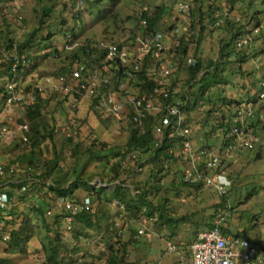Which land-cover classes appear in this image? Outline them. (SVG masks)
I'll return each instance as SVG.
<instances>
[{
  "label": "rangeland",
  "instance_id": "1",
  "mask_svg": "<svg viewBox=\"0 0 264 264\" xmlns=\"http://www.w3.org/2000/svg\"><path fill=\"white\" fill-rule=\"evenodd\" d=\"M164 1L174 7V0H52L51 2L49 0H0V36L6 33L16 41L27 38L30 31L40 25L39 20L44 9L49 11L52 7L53 12L50 17L45 18L44 28L41 31L43 36L52 32V37L41 43L40 51H37L34 57L36 58L34 62L36 61L35 63L38 65L22 76L21 85L23 87L29 86L30 82L34 85L47 76L52 77L53 83L58 85L56 81L57 72L63 66L74 65V63L70 64V60L67 58L72 50L81 45H88V43L108 44L111 42L110 40L117 42L133 40L131 39L132 36L134 37L140 30V20L138 19L140 11L147 8L148 5L162 4ZM209 2L218 5L221 14L225 15V13L230 14L232 12L231 18H242L258 11L264 13V0H236L234 3H231V0H209ZM3 8L6 10L3 11ZM167 10L169 11L170 8ZM173 22L181 28L182 33L183 28L189 27L192 22L191 14L179 15L177 11L173 14L171 12L170 16L167 14L164 17L159 29L167 32L168 25ZM245 23L247 22L245 21ZM66 29L69 30L66 31ZM199 29L200 26L197 25L196 30L194 29L190 33V42L193 48L189 53L195 54L197 50L195 41ZM172 35L174 36V34ZM228 35L225 26L222 29L205 30L198 54H201L205 61L214 59L219 54L218 47L221 40L226 41ZM255 37H253L250 45L241 46L240 49L236 48L241 55L248 57V61L242 66L243 72L240 73L237 68L240 67V62L239 59L235 58V61L224 67L223 72L224 76L227 77V83H221L211 92L205 94V99L194 94V91L198 94V85H193V82L188 84L189 75L186 71V58L176 52L172 40H169L167 50L161 55V64L166 66L170 74H159L158 83L161 90H168L170 86H173L174 92L188 95L187 101L182 102L189 107L186 117L194 146L201 148L208 144L213 147L214 151L218 152V146L222 144L223 137L221 129L217 127L220 126L224 118H235L239 109L248 106V101L252 103L253 96L259 94L256 83L258 84L259 78L264 76V38L255 40ZM55 48L59 51L56 52ZM36 50L33 49V51ZM103 68L96 66L95 70L100 73L104 70ZM107 72L106 75L113 79L112 74L108 70ZM74 83V80L69 79V84L74 85ZM117 83L121 84L120 87L127 90L130 95L137 94V87L135 88L134 82L130 85V81L123 79L122 82L118 80ZM59 88L49 85L40 94L44 114L43 126L45 129L53 128L54 130V138L51 141L47 139L41 144L42 162L53 156L52 147L56 146L59 149L66 136H72L76 141L81 140L83 146L96 139L108 142L110 146H125L131 131L130 117L117 119L108 116L95 105L92 106V102L88 98L84 97L79 98V101H73L71 95ZM60 92L68 95L65 98L56 96ZM225 97L240 98L241 101L239 104L235 101L228 104ZM190 99L194 103L197 102V105L196 103L195 105L190 104ZM252 106L255 116L251 119L247 118L249 115L244 112H239V114L242 122L247 120L246 132H244L254 143L253 147L242 145L234 149L231 156L223 159L224 168L222 169L226 174L232 175L230 178L231 187L228 190L229 199L227 203L229 207L224 209V216L227 226L230 225L233 234L242 232L245 234L242 236L256 238L258 244L264 246V100H260L258 97L257 102H253ZM248 108L251 109V107ZM25 116L26 109L22 106L9 105L4 102L0 110V130L4 124H10L11 126H4L16 128L19 123L28 122ZM16 141L21 143L22 147L19 150L11 145L12 140L1 138L0 163L7 164L20 151L30 149L29 143H22L18 139ZM233 142L238 144L240 140L233 139ZM72 147L69 144L64 146L61 167L65 170L73 167L76 162V158L71 155ZM129 152L132 151L127 153ZM259 153L262 154L261 158L258 157ZM184 158L186 157L181 160L175 159L173 161L172 159L165 162L167 163V175L164 177V181L169 183L177 180L176 175L177 173L181 174ZM108 159L109 161L106 162L110 163L118 160L113 154H110ZM123 161H125L126 166L138 168V173L131 175L133 181L144 180L152 166L147 163L148 157L143 155H138L137 160L128 157ZM25 166L26 164H23V168L17 169L16 176L27 174L29 168L26 170L24 169ZM108 167L109 165L104 166L92 162L83 170V173L85 176L91 173L97 174L92 182L97 180L101 181L102 184L107 183V186L112 189L119 180L108 183L99 176L104 175L103 178L107 180L109 178V171H106ZM29 174L32 175L31 172ZM49 183L50 181H48ZM179 189V195L167 187H164L161 192V196H166L169 199L168 212L177 218H186L181 220L179 225H177L178 222L171 226H167L163 222L154 223V219L145 217L133 223L129 221L122 204L118 201L109 204L110 214L115 217L112 219L117 222V225L124 223L126 226H130L131 222L136 228H148L147 235L141 236L139 242L128 244L130 264H192L189 246L192 239L195 238L194 231L198 228L204 230L203 222L207 219H209L208 221L212 220L211 206L220 202V194L214 187H206L205 185L199 189L192 186H180ZM81 191L83 190L78 192ZM81 194L84 195L83 192ZM59 196H55L47 188H42L37 195H33L30 191L29 194L15 198L12 205L19 212L16 216L17 222L20 223L24 216L28 215L34 226L33 237L24 251L12 250L9 243L2 238L3 234L5 239H10L7 236V231L0 228V258L7 260L4 264H44V243L47 244V238L57 237L56 235L69 248L75 244L79 246L78 262L74 264H109L104 236L106 232L105 223L102 224L101 229L84 228V230L76 233L77 236H75L72 224L70 225L63 218L60 224H50L51 232L43 226L40 216L35 214L33 206L37 205L39 197L40 199L46 198L47 204L49 202L52 205L53 211H61L62 207L58 203ZM91 199L92 203L94 202L92 208L95 211L97 201L96 198H94L95 201H93V197ZM221 209L219 208V211ZM121 211L124 213L116 217V214ZM122 217H125V221L121 219ZM124 233V239L127 241L129 235H127L126 230ZM110 238L109 242H116L118 239L114 236ZM170 245L171 248H175L170 250ZM66 249L67 247L63 246L61 253L63 256H67L68 251Z\"/></svg>",
  "mask_w": 264,
  "mask_h": 264
},
{
  "label": "trees",
  "instance_id": "2",
  "mask_svg": "<svg viewBox=\"0 0 264 264\" xmlns=\"http://www.w3.org/2000/svg\"><path fill=\"white\" fill-rule=\"evenodd\" d=\"M49 1L51 2L52 0ZM235 1L236 0H231V3H234ZM173 2L175 3L174 7L171 4H167L165 1L162 2V4L155 3L148 5L147 9H142L140 11L138 19L143 16L148 17L150 28L146 35L152 37L158 33H162L164 42L166 41L167 44H169V40H172V44L175 46L176 52L180 56H185L186 58V71L189 75L188 84L193 82V85H198V94L195 91L194 94H196V96L199 98L205 99V94L211 92V90L217 87L219 84L227 83V77L224 76L223 72L224 67L227 64L235 61V58L239 59L240 62V67L237 68L239 69L240 73L243 72L242 66L246 64L248 57L247 55H241L236 50V48L240 49L241 46L243 47L250 45L253 41V37L255 36V40L258 38H264V13L258 11L255 12V14H247L246 16L242 17L243 20L241 17L231 18V15H233L232 12L230 14L225 13V17L223 13L221 14L220 7L210 3L209 0H192L190 10L192 22L189 27L182 30L181 36L177 38L175 35H172L173 32H175V29L178 27L175 22L168 25L167 32L166 30L163 31L159 29L164 17L167 14L170 16L171 12L173 14L175 11H177V13L180 11L181 1L174 0ZM169 8L170 10L168 11L167 9ZM52 12V7L49 11L44 9L39 20L40 25L31 30L27 35V38L21 41H16L6 33H3L0 36V46L2 48L16 51L19 54H26L27 57L35 60V53L40 51L41 43L45 40L51 39L52 37V32H48L45 36L41 34V31L44 28L45 18L50 17ZM245 21L247 23H245ZM6 23L8 24V21H6ZM197 25L200 26L197 40L195 41L197 43V50L195 54H192L189 53L192 50L191 48H193L190 42V33H192L194 29L196 30ZM224 26L226 27L227 33L229 35L226 41L221 40V43L218 47V56L214 59L205 61L202 55L198 54V49L200 48L202 44L201 42L204 39L205 30L222 29ZM68 30L69 29H66V31ZM71 31L74 32V30ZM73 32L72 34H74ZM135 36H132L131 39L133 40L131 41H110L120 44L121 46H132ZM245 39L249 41L239 46L238 43ZM33 49L37 50L33 51ZM55 51L58 52L59 50L55 48ZM105 53L106 47H104L101 43H88V45H81L80 47L72 50L70 54L67 55V58L70 60V64L74 63V65L69 67L63 66L61 70L57 72V75L59 76L62 73L70 75L72 68H74V66H79V64H84L87 72L89 70H95L96 66L105 67V65H109L111 63L105 62ZM189 58L194 59L193 63L188 62ZM149 59L150 56H147L146 62H148ZM161 60L162 56L153 58L151 61L153 64L151 66H149L147 63H144L141 70L135 72V76L130 81V85L133 82L135 83L134 86L135 88L137 87V94H152L154 88L161 87L158 83L160 67L163 65L161 64ZM35 62L30 68H27L23 74H25L27 71L33 70L34 67L38 65ZM11 65L12 60L0 58V108L5 100L4 98L6 96V91L4 83L5 80H7V78L11 75ZM108 71L114 77L111 79L114 81L115 89L121 90V92L125 95L129 94L127 90L120 89L121 84L117 83V78H124L126 75H124L119 69L115 71V68H110ZM104 73L106 75L108 72L105 71ZM168 74H170V72ZM259 79L260 80H258V84L256 83V87L258 85L257 90L259 94H257V96H253L252 101L254 103L257 102L258 97L260 100H264V76L260 77ZM173 89L174 87L170 86L167 90L169 96L165 99L163 108L164 110L158 112L169 111L170 107L175 105L180 110V115L183 116L184 126L190 129L186 117V115H188L187 111H189V107L182 102L187 101L188 95L186 96L184 94L174 92ZM66 95H64L63 92L56 94V96H61L62 98H65ZM78 96L80 97V95ZM225 100L228 104H231L230 102L232 101H235L237 104H239L241 101L240 98L233 99L229 97H225ZM97 102L98 100L95 99L92 103V106L97 104ZM189 102L190 104L195 105L196 103L197 105V102L194 103L191 99ZM252 103H249L248 101V104H250L251 108L253 107ZM240 111L241 109H239V112ZM129 112H133V110L130 109ZM25 117L31 126V133L29 134L28 142L30 144V149L20 151L15 155L14 158H11L7 164H4L7 168H15L16 171L13 172L11 177L21 181L12 182L9 181L11 177H3L0 175V196H3L7 201L5 206L0 204V228L4 231H7L10 239L5 240L3 234L2 238L9 243V247L12 250L18 249L24 251L33 237L34 228L32 219L28 215L24 216L20 223L17 222L16 216L19 212L12 205L15 198L29 194L30 191L33 195H37V193H39L42 188H47L51 190V193H54L55 196L64 195L76 203L83 204L86 197H93V201H95L94 198H96L97 201L95 211L91 207L92 209L90 211L82 209L77 214L71 215L68 211L62 208L60 209L61 211H53L52 205L49 202L47 204V199H40L39 197L37 205L33 206V210L35 211V214H39L43 226L47 228L49 232L52 231L50 224H60L62 218L67 222L68 217H71V221H68V223H70V225L72 224L73 229L75 230V236H77L76 233L78 231L84 230V228L101 229L102 224L105 223L106 232L104 233V236L108 249V263L130 264L131 262L128 259L130 253L128 244L137 243L141 240V236H137L139 227L136 228L131 222L136 223L138 220L145 217L151 220L154 219V223L163 222L165 225L171 226L172 224L178 222L177 225H179L180 221L186 218H177L168 212L169 208L167 205L169 199L166 196H161L162 189L167 187V189L174 190V193L179 195L180 186H192L199 189L204 185V182L190 183L185 180V167L188 166V160L186 159L187 157L184 158V161H182L183 164L181 165V174L177 173V180H173L169 183L164 181V177L167 175V163L165 162L172 159L173 161L175 159L181 160L184 156L180 154L178 155V151L180 150L179 147L182 143V136L177 134L172 125L165 128V131L160 138L155 134V126L162 122L161 113H148L146 117L143 118V123L141 125L134 121L132 114H128L127 117H130L131 131L125 146H110L108 142L98 141L97 139L90 144L83 146L82 142H80L81 140L76 141L72 136H66L65 140L61 142L59 149L56 146L52 147L53 156L44 162L41 161V144L47 139L51 141V139L54 138V130L53 128L45 129L43 126L44 114L41 105V95L39 96L37 102L27 106ZM252 117L254 116H248L249 119ZM237 120H239L238 115H236V117L233 119L232 117H230V119L224 118L220 126L217 127L221 129L223 137L222 144L218 146V152L220 154L225 153L226 150L224 149L228 143L232 144L233 139L237 140V135L232 131V129L240 124V122ZM241 128H243V130L246 129L243 124ZM245 132V137L249 138L246 136ZM189 135L191 138V129ZM66 144L73 146L70 151L71 155L76 158L75 165L68 170H65L63 167H61L62 159L64 157V146ZM11 145H13L16 150H19V148L22 147L21 143L16 140H13ZM194 147L199 151H208V154L213 153L216 156L218 155V152L214 151L213 147L208 144L203 145L201 148L196 146ZM238 147H240L239 143L238 146L231 148L230 154ZM128 151L132 152L127 153ZM133 153H136L137 157L138 155L148 157L147 163L152 165L144 180H131V177L136 175L139 170L138 168H131L124 164L125 161H123V159H127L128 157L133 159L131 156ZM110 154H113L118 160L113 161V163L106 162L109 161L108 157ZM208 154L203 153L205 159L208 158ZM261 156L262 154L259 153L258 157L261 158ZM218 157L221 158L219 155ZM226 157L227 156L224 158ZM92 162H97L104 166L109 165V167L106 169V171H109V178L107 180L103 178L104 175L98 174L104 181L110 183L115 180H119V182L116 183L112 189H110V186H106L109 188H106L105 186L95 187L92 184V181L95 179L97 174L91 173L85 176L83 173V170ZM23 164H26L24 169L27 170L28 168H31V170H28L27 174H20L16 176L17 169L23 168ZM202 165H204L203 161H201L199 166L201 167ZM222 168H224V160L222 161L221 166L217 168V171H223ZM29 172H32V175H30ZM227 176L228 178L232 177L230 173H227ZM48 181H50V184H48ZM23 185H26L28 190L23 191ZM81 189L83 191L78 192ZM82 192L84 195L81 194ZM228 199V192L225 195L221 194L220 202L211 206L212 208L210 214L212 220L208 221L209 219H207L203 222L205 226L203 227V229L205 228L204 230L215 227L213 220L216 219L218 213L220 212L219 208H222V213L224 214V209L229 207V204L227 203ZM116 200L124 206V212L126 213L129 221H131L130 226H126L124 223L117 225V222L112 219L114 216L110 214L109 204ZM124 212L121 211L120 213L116 214V217H118V215H122ZM49 217H51V219H49ZM121 219L125 221V217H122ZM124 230H126L127 235H129L127 241L124 239ZM222 230L225 233L234 236H242L244 234L242 232L233 234L230 225L227 226L225 216L224 220L222 221ZM200 231L203 230L198 228L194 231L195 238L198 236ZM56 236L57 237L50 239L46 237L48 241L47 244L44 243V264L77 263L79 256V246L75 244L69 248L62 241V239L58 237V235ZM111 236L118 238L117 241L109 242L111 240ZM242 237L248 238L251 242L260 246V249L262 252H264V246L258 244L256 238L254 239L248 236ZM63 246L67 247V256H63L61 254ZM6 262V259L0 258V264H4Z\"/></svg>",
  "mask_w": 264,
  "mask_h": 264
},
{
  "label": "built area",
  "instance_id": "3",
  "mask_svg": "<svg viewBox=\"0 0 264 264\" xmlns=\"http://www.w3.org/2000/svg\"><path fill=\"white\" fill-rule=\"evenodd\" d=\"M189 9V2H180V13L182 15L189 12ZM149 28L148 17H141L140 30L136 34L132 46H121L113 42L102 44L106 47L105 62H111L109 65H105L104 70L100 73L97 70H89L87 72L85 65L79 64V66L72 68L70 75L66 73L59 75L56 78L58 85L53 83L52 77L47 76L34 85L30 82L29 86L23 87L21 85L23 73L34 64V60L27 57L26 54H19L16 51L0 46V58L12 60L11 75L4 83L6 91L4 102L9 105H20L26 109L28 105L38 101L41 92L46 86L52 85L56 88L60 87L59 89L69 93L73 97V101H79V98L86 97L93 103L97 99L98 102L95 106L101 109L103 113L111 115L114 118L119 119L123 117L122 119H124L128 114H132L134 120L140 125L148 113H161L162 122L155 126L154 132L160 138L165 128L172 125L177 134L182 136L179 153L188 158V166L185 167L184 174L185 180L190 183L204 182V185L214 187L215 190H218L220 195H225L228 190L227 184L230 182L227 181V177L222 172L217 171V168L221 166L218 155L216 156L213 153L208 154V151H200L199 153L195 151L189 135L190 129L184 126L183 116L180 115V110L175 105L171 106L169 111L158 112L164 110L165 99L169 96L168 91L156 87L152 94L125 95L121 90L114 89V81L111 77L103 73V71L105 72L110 68H115V71L119 69L126 77L117 78V81L120 80L122 82L123 79L131 81L135 76V72L141 70L144 63L151 66L153 58L161 57L163 52L167 50L168 45L163 41L162 33H158L152 37L146 35L149 32ZM175 33L179 36L180 29L176 28ZM248 41L245 39L239 42L238 45L241 46ZM147 56H150L148 62H146ZM193 61L192 58L188 59L189 63H193ZM168 73L169 70L165 65H162L159 74L163 75ZM69 79L74 80V85L69 84ZM120 89L122 88L120 87ZM130 109L133 112H129ZM247 114L252 115V112L249 110ZM239 120L242 122L241 116H239ZM4 125L0 130V138L12 141L18 139L22 143L29 142V122L19 123L16 128ZM233 133L240 139L239 146L253 147V142L245 137L243 128L237 126L233 129ZM233 147L234 145L230 144L227 147V152H230ZM203 153H207L208 158L205 159ZM131 156L136 160V153L131 154ZM201 161L204 162V165L200 167L199 164ZM15 171V168H7L3 163H0L1 176L11 177ZM9 181L20 182L21 180H16L11 177ZM92 184L95 187L107 186L106 183L102 184L101 181L97 180L92 182ZM22 189L23 191L27 190V186L23 185ZM58 203L62 209H65L71 215L77 214L82 209L87 211L92 209V200L90 197H86L85 202L81 204L73 202L64 195H60ZM0 204L4 206L7 204L3 196H0ZM222 211L221 209L217 218L214 220L215 227L200 231L191 243L192 264H263L264 254L258 245L251 242L248 238L230 235L222 230V221L224 220ZM67 221H71V217H68ZM147 230V227L139 228L137 236L147 235ZM174 248H171L170 245V250Z\"/></svg>",
  "mask_w": 264,
  "mask_h": 264
},
{
  "label": "clouds",
  "instance_id": "4",
  "mask_svg": "<svg viewBox=\"0 0 264 264\" xmlns=\"http://www.w3.org/2000/svg\"><path fill=\"white\" fill-rule=\"evenodd\" d=\"M181 2H189V4H190V9L189 10H191V5H192V0H180ZM145 9H147V8H145ZM188 13H190V11L189 12H187V13H185V14H188ZM178 14L179 15H182L181 13H180V11H178ZM140 20V19H139ZM177 28H179L180 29V35L178 36V35H176V33L175 32H173V34L178 38V37H180L181 36V28L178 26ZM185 28H183V30H184ZM165 43H167L166 41H165ZM168 45V44H167ZM193 59V58H192ZM194 60V59H193ZM114 89H115V87H114ZM248 107H250V104L248 105V106H243L242 108H241V111L240 112H244V113H246L247 114V112L250 110L251 112H252V115H249V116H255V114H254V112H253V110H252V108L251 109H249ZM248 115V114H247ZM108 116H111V115H108ZM240 116V114H239V112H238V117ZM247 118H248V116H247ZM237 121H239L240 122V124L238 125V126H242V124H243V126H245V124H246V121L244 122V123H242L240 120H237ZM245 131V130H244ZM248 139H250V138H248ZM237 140H240V139H238L237 138ZM251 140V139H250ZM252 141V140H251ZM238 143H240V142H238ZM233 145H234V147L235 146H237L238 144H235V142H233L232 143ZM254 144V143H253ZM230 145V143H228V145L225 147V149L224 150H226L225 151V153L224 154H220V153H218V155L221 157L220 158V161H221V163H222V161H223V159H224V157L225 156H231V154H230V152H227V147ZM194 147V146H193ZM194 149H195V147H194ZM195 151H197L198 153L200 152L199 150H197V149H195ZM230 154V155H229ZM182 155V154H181ZM130 156V155H129ZM182 156H184V155H182ZM185 157V156H184ZM188 159V158H187ZM134 160V159H133ZM136 160H137V158H136ZM188 165V164H187ZM220 169V168H219ZM226 177H227V181L228 182H230V183H228L227 184V189L228 190H230V187H231V180H230V178H228V176H227V174L225 173V171L223 170V171H221ZM107 184V183H106ZM206 186V185H205ZM206 187H208V186H206ZM228 190H227V192H228ZM117 201V200H116ZM193 242V241H192Z\"/></svg>",
  "mask_w": 264,
  "mask_h": 264
},
{
  "label": "crops",
  "instance_id": "5",
  "mask_svg": "<svg viewBox=\"0 0 264 264\" xmlns=\"http://www.w3.org/2000/svg\"><path fill=\"white\" fill-rule=\"evenodd\" d=\"M194 239H195V238H194ZM194 239H192V241H193ZM192 241H191V243H192ZM189 248H190V246H189ZM191 261H192V258H191Z\"/></svg>",
  "mask_w": 264,
  "mask_h": 264
}]
</instances>
